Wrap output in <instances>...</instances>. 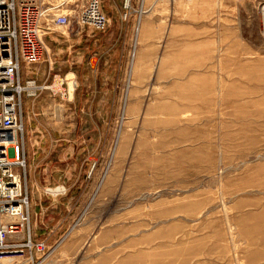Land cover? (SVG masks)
<instances>
[{
  "label": "rangeland",
  "instance_id": "obj_1",
  "mask_svg": "<svg viewBox=\"0 0 264 264\" xmlns=\"http://www.w3.org/2000/svg\"><path fill=\"white\" fill-rule=\"evenodd\" d=\"M89 3L45 0L20 66L32 248L3 261L264 264V0H98L103 31Z\"/></svg>",
  "mask_w": 264,
  "mask_h": 264
},
{
  "label": "built area",
  "instance_id": "obj_2",
  "mask_svg": "<svg viewBox=\"0 0 264 264\" xmlns=\"http://www.w3.org/2000/svg\"><path fill=\"white\" fill-rule=\"evenodd\" d=\"M44 1L0 0V260L32 248L29 232L25 242L18 237L24 233L29 209L24 171L23 97L33 96L37 87L34 82L22 84L20 66L40 62L45 52L42 23L48 11L58 7L43 8ZM67 18L65 14L56 15L53 23L65 26ZM79 18L97 31L105 30L107 25L98 0H90ZM65 193L64 186L45 191L51 197Z\"/></svg>",
  "mask_w": 264,
  "mask_h": 264
},
{
  "label": "bare ground",
  "instance_id": "obj_3",
  "mask_svg": "<svg viewBox=\"0 0 264 264\" xmlns=\"http://www.w3.org/2000/svg\"><path fill=\"white\" fill-rule=\"evenodd\" d=\"M73 88H74V84H72L70 87V93H72ZM3 260H4L3 258L0 260V264H6Z\"/></svg>",
  "mask_w": 264,
  "mask_h": 264
},
{
  "label": "water",
  "instance_id": "obj_4",
  "mask_svg": "<svg viewBox=\"0 0 264 264\" xmlns=\"http://www.w3.org/2000/svg\"><path fill=\"white\" fill-rule=\"evenodd\" d=\"M263 19H264V7H263Z\"/></svg>",
  "mask_w": 264,
  "mask_h": 264
}]
</instances>
